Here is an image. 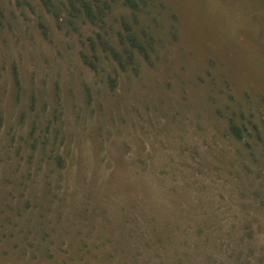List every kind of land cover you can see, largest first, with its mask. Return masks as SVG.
I'll return each mask as SVG.
<instances>
[{
	"label": "rangeland",
	"instance_id": "374dc122",
	"mask_svg": "<svg viewBox=\"0 0 264 264\" xmlns=\"http://www.w3.org/2000/svg\"><path fill=\"white\" fill-rule=\"evenodd\" d=\"M45 1L0 0V264H150L136 202L205 225L211 264H264V0H145L125 66L98 39L125 9L103 29Z\"/></svg>",
	"mask_w": 264,
	"mask_h": 264
},
{
	"label": "trees",
	"instance_id": "16d2710c",
	"mask_svg": "<svg viewBox=\"0 0 264 264\" xmlns=\"http://www.w3.org/2000/svg\"><path fill=\"white\" fill-rule=\"evenodd\" d=\"M15 1L20 3L22 0ZM42 2L47 5L45 0H42ZM144 4H146L145 0H65L63 7L67 10L71 19H83L93 26H100L103 29H111L107 25L106 18L111 15L116 6H121L125 9L128 16L121 18L119 29L115 32V38L111 40L112 43L109 39H105L98 34L102 52L118 61L121 66H125L129 64L126 60L132 59L137 53L147 58L152 49L146 36H140L134 30L133 23L129 19L130 16L136 20L138 12ZM116 42L121 46V50L117 48ZM90 48H92L94 58H96V53L99 49L98 43L94 39H90ZM125 57L127 58L126 60L124 59ZM82 58L86 64H94L93 61L95 60L93 58L86 60L89 58L88 55L82 54ZM229 128L230 133L240 139V128L235 124L230 125ZM140 208L139 203L136 202L134 205L135 218L131 222L136 237H133L134 239L132 240L135 250L130 251V255L136 263L139 262L138 256H143L140 248H146L147 260L150 264H211V257L208 256L209 251L206 250H208L207 244L214 245V239L208 231L203 230L205 225H202L199 229L201 232L196 234L199 239H195L193 234L188 235L184 232L180 234L183 229L181 231L182 226L178 221L171 222L164 219V217L156 216L159 214L154 208L155 216L148 217L147 215L139 214L136 210ZM202 232H205V234L203 235ZM181 236L187 237L185 241L179 239ZM203 237H206V239L202 240ZM119 239V243L127 241L124 234L120 235ZM225 257H223L224 261L220 260L216 264H223V262L226 264L228 261L225 260ZM243 257V253H239L234 259L230 257L231 260L229 261L232 264H239V261L243 264H250Z\"/></svg>",
	"mask_w": 264,
	"mask_h": 264
}]
</instances>
